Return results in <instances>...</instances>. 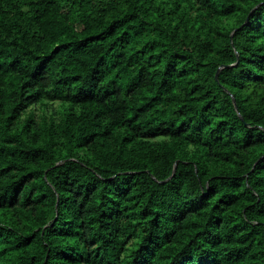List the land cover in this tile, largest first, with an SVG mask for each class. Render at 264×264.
<instances>
[{
  "label": "trees",
  "instance_id": "obj_1",
  "mask_svg": "<svg viewBox=\"0 0 264 264\" xmlns=\"http://www.w3.org/2000/svg\"><path fill=\"white\" fill-rule=\"evenodd\" d=\"M0 264H264V0H0Z\"/></svg>",
  "mask_w": 264,
  "mask_h": 264
},
{
  "label": "water",
  "instance_id": "obj_2",
  "mask_svg": "<svg viewBox=\"0 0 264 264\" xmlns=\"http://www.w3.org/2000/svg\"><path fill=\"white\" fill-rule=\"evenodd\" d=\"M216 76H217V73H216ZM258 161V160H257ZM257 161L254 163L253 167L255 166V164L257 163Z\"/></svg>",
  "mask_w": 264,
  "mask_h": 264
}]
</instances>
